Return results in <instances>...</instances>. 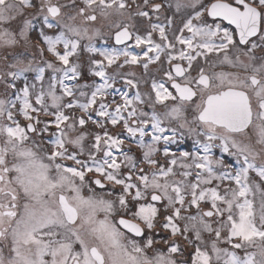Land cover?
Returning a JSON list of instances; mask_svg holds the SVG:
<instances>
[{
	"label": "snow or ice",
	"instance_id": "1",
	"mask_svg": "<svg viewBox=\"0 0 264 264\" xmlns=\"http://www.w3.org/2000/svg\"><path fill=\"white\" fill-rule=\"evenodd\" d=\"M0 50V264H264V0H0Z\"/></svg>",
	"mask_w": 264,
	"mask_h": 264
},
{
	"label": "flooded vegetation",
	"instance_id": "2",
	"mask_svg": "<svg viewBox=\"0 0 264 264\" xmlns=\"http://www.w3.org/2000/svg\"><path fill=\"white\" fill-rule=\"evenodd\" d=\"M96 26H97V27H101L100 24H97ZM33 39H35V34H33ZM104 40H106V41L108 42V45H109V46H112V45L114 44L113 39H112L110 36L107 35V33H106V29H105ZM96 43H97V46H103L104 41H102V40H98ZM0 51H2V50H0ZM18 53H24V50H23V49H18ZM26 54H27L29 57H31V55H32L31 51H29V52L26 53ZM257 55H260V53L258 52ZM139 71H140V70H139ZM2 91H3V86L0 85V92H2ZM117 99H118V97H117ZM181 149H189V150H190V148L187 147L186 144L181 145ZM173 150H174V151L176 150V147H175V146H173ZM134 151H135V150H134ZM137 154H138V153H137ZM85 191H86V190H85Z\"/></svg>",
	"mask_w": 264,
	"mask_h": 264
},
{
	"label": "rangeland",
	"instance_id": "3",
	"mask_svg": "<svg viewBox=\"0 0 264 264\" xmlns=\"http://www.w3.org/2000/svg\"><path fill=\"white\" fill-rule=\"evenodd\" d=\"M139 71V70H138ZM84 77L85 79H83L81 82L84 83V82H90L91 81V77H88L87 76V71H86V66H85V69H84ZM187 147H189L190 149L192 148V141L191 140H187V142L185 143ZM125 150H127V146L125 147ZM216 154L219 155V150H216Z\"/></svg>",
	"mask_w": 264,
	"mask_h": 264
}]
</instances>
